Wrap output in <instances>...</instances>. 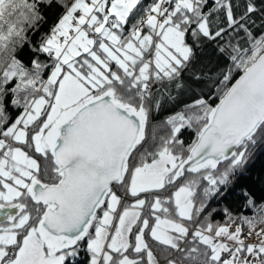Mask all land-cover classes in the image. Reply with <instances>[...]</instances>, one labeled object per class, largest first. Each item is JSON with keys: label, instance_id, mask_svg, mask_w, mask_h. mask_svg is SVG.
I'll use <instances>...</instances> for the list:
<instances>
[{"label": "snow or ice", "instance_id": "snow-or-ice-1", "mask_svg": "<svg viewBox=\"0 0 264 264\" xmlns=\"http://www.w3.org/2000/svg\"><path fill=\"white\" fill-rule=\"evenodd\" d=\"M207 3L0 0V264H68L81 241L88 264H264V204L252 217L225 209L224 223L201 219L207 197L264 142V35L245 23L254 0L238 18L231 0L204 12ZM40 5L63 12L29 67L17 56L44 20ZM220 10L251 47L229 45L234 67L221 73L218 103L193 95L160 135L150 123L149 106L160 107L152 88L187 87L181 76L195 43L186 34L222 37L211 19ZM234 69L242 74L232 83ZM9 96L22 109L14 121ZM193 127L185 148L179 136Z\"/></svg>", "mask_w": 264, "mask_h": 264}, {"label": "trees", "instance_id": "trees-1", "mask_svg": "<svg viewBox=\"0 0 264 264\" xmlns=\"http://www.w3.org/2000/svg\"><path fill=\"white\" fill-rule=\"evenodd\" d=\"M151 2L152 0H144L146 5ZM231 3L234 15L238 18L243 14L247 0H231ZM213 4L214 0H208L202 11L208 12L213 7ZM254 4L257 11L249 14L245 23L252 35L260 38L261 35H264V0H254ZM40 10L44 20L28 29L26 35L29 37L30 43L20 47L17 56L22 63L29 67L31 59L36 58L33 55L32 48L38 45L41 36L47 34L51 27L58 22L59 16L63 12L62 8L44 5H40ZM211 19L218 20L219 24L225 27L226 31L222 37L214 40L201 37L199 41L194 42L190 32L186 34V42L190 45L195 43L194 57L181 76V82L187 87L181 92V90L175 88L174 84L170 85L167 81H164L156 83L152 88L156 98L160 100V107L156 108L154 104L149 106L151 109L150 123L153 126H157L160 135L166 134V130H161L163 122L169 116L180 111L185 104L192 103L193 95L209 98L213 104L219 101L218 89L221 87V73L227 71L230 66H233L231 55L235 53H233L232 47L229 45H239L242 49L251 47V41L243 30L228 28L226 15L223 10L211 13ZM192 27H195V25H192ZM213 27L215 29V25ZM220 48H224L225 51L221 52ZM39 58L46 63L48 62L46 54H40ZM47 71L49 72L50 69ZM193 72L200 76V80L195 83L192 80ZM241 72L242 70L240 69H234L231 82ZM42 75L45 78L47 72ZM10 86H14V84L10 82ZM189 89L191 90L189 91ZM169 96L175 97V99H169ZM7 99V114L10 121H14L20 115L22 109H17L10 105L11 96ZM179 138L184 142L185 148H187L195 139V128L183 129ZM226 166L227 162H222L219 170L223 171ZM200 183L201 187L198 191L202 193L203 188L207 187L208 184L207 181L203 180ZM217 191L218 194L213 193L207 197L205 211L201 219L207 217L213 223H224L227 219L225 209L231 212L234 217H252L256 215L257 206L264 204V142H259L255 147L250 149L245 163L229 175L228 181L225 184L218 185ZM249 199L254 201L252 206H248L247 204ZM129 202H131V198H129ZM98 215L102 216V212L98 211ZM244 235H247L246 227ZM80 243L81 247L78 255L70 259L68 264H88L90 257L86 251V241H81Z\"/></svg>", "mask_w": 264, "mask_h": 264}, {"label": "rangeland", "instance_id": "rangeland-1", "mask_svg": "<svg viewBox=\"0 0 264 264\" xmlns=\"http://www.w3.org/2000/svg\"><path fill=\"white\" fill-rule=\"evenodd\" d=\"M50 72V71H49ZM242 73V72H241ZM46 78V77H45ZM256 241V237L255 236H253V237H251L249 240H248V242H255ZM73 258V257H72ZM72 258H70V259H72Z\"/></svg>", "mask_w": 264, "mask_h": 264}, {"label": "water", "instance_id": "water-1", "mask_svg": "<svg viewBox=\"0 0 264 264\" xmlns=\"http://www.w3.org/2000/svg\"><path fill=\"white\" fill-rule=\"evenodd\" d=\"M241 74H242V73H241ZM241 74H240V75H241ZM240 75H239V76H240ZM239 76H238L236 79H238V78H239ZM236 79H235V80H236ZM235 80H234L232 83H234V82H235ZM218 102H219V101H218ZM218 102H217V103H218Z\"/></svg>", "mask_w": 264, "mask_h": 264}]
</instances>
